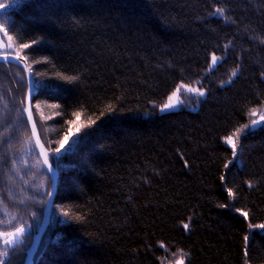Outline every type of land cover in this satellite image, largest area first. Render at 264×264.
Listing matches in <instances>:
<instances>
[{"label":"trees","instance_id":"1","mask_svg":"<svg viewBox=\"0 0 264 264\" xmlns=\"http://www.w3.org/2000/svg\"><path fill=\"white\" fill-rule=\"evenodd\" d=\"M10 1L0 30L29 65L58 170L34 264H161L162 246L183 264H264V229H253L264 223V121L237 139L236 159L223 141L264 104V0L0 4ZM180 82L205 95L158 112ZM25 88L18 67L0 63L1 218L33 226L49 180L19 111ZM75 120L82 131L57 156ZM29 239L4 264H21Z\"/></svg>","mask_w":264,"mask_h":264},{"label":"rangeland","instance_id":"2","mask_svg":"<svg viewBox=\"0 0 264 264\" xmlns=\"http://www.w3.org/2000/svg\"><path fill=\"white\" fill-rule=\"evenodd\" d=\"M11 3H13V1L7 2V3L2 4V5L7 6V5L11 4ZM1 53H14V54H18L16 48L13 47V45L10 42V40L4 35V32L2 30H0V54ZM213 56L217 57L218 60L220 59L219 56L214 55V54H211L210 55V59H209V63H208V69H211L212 67L215 66V65L213 66ZM25 85H26V88L25 89H27L26 82H25ZM185 86H187V87H185ZM189 89H197V90H201V91H204L205 92V89L204 88H201L199 86V83L198 82H193L191 84H178L171 91V93L165 98V101H163V103L157 108L158 112H166V111H170V110H175V109H178V108H180L182 106H184V107H186L188 109H194L195 106H196V104H197V102L202 97L199 96L196 92L189 91ZM174 92L176 93V96L173 97V93ZM32 93H33V90H32ZM32 93H31V97H32ZM25 94H26V90L24 92L23 100L25 99ZM169 97H172L173 100L178 101L177 106L174 107V108H172V109H169V110L161 111L160 110L161 109V106L163 104L169 102ZM24 107H25V101H22L19 104V111H20L21 116L24 119V122L26 124V128L29 129L28 128V125L26 123V120H25L24 113H23V108ZM30 107H31V113H32V116H33L34 124L36 125L35 119H34V113L32 111V106H30ZM253 113H255V114H253ZM261 116H264V104H261L260 106L254 108L248 114V116H247L248 122L246 123V125H249V128L248 129L254 128V127L258 126L259 124H261L263 122V121L260 120V117ZM254 120L255 121H259V123L256 124V125H252V121H254ZM74 122H79L77 124L80 125V126H77L76 128L72 129L71 131L69 130L68 134L62 139L61 142L64 143V147H63V149H61V143H60L58 149H61V151L60 152H57L56 151V155L57 156L61 152L65 151L66 149H70L72 147L73 143L78 138L79 133L82 131L81 121H78V120L76 121L75 120ZM244 126L241 127L239 129V131L237 130V133L228 135L227 137H224L223 138V141L229 147L232 148V146L227 143V138L228 137H232V139L237 143V139L245 131L244 130ZM78 128L80 129L79 133H77V129ZM28 136L30 137L29 130H28ZM30 143L32 144V148H33L34 152L36 153V150L34 148V145H33V142H32L31 139H30ZM48 151L49 152H48L47 155L51 156L52 155L51 151L50 150H48ZM36 155H37V153H36ZM51 157H52V161L51 162L54 163V164H56L53 156H51ZM37 159L39 160L38 155H37ZM2 211H3V206L0 203V225L2 226L6 222L4 225H6V226L9 227V229H7V230L6 229H3L4 227H0V264H3V261L6 260L7 257L11 253H13V250L14 249L16 250L17 245L24 243L25 242V239L27 238V236H30L29 242L23 248V254H22L23 255L22 256V261H23V258L25 256L24 250L27 248V246L29 245V243L31 241V233H30V231H31L32 227L30 226V224L28 222L20 223L21 220H18L16 224H12L13 223V215L6 213V216L4 217V215H3L2 218H1V212ZM39 220H40L39 217H37L35 219V223H34L35 226L38 225ZM260 225H264V223L263 224H260ZM33 227H34V225H33ZM17 228H23L24 231L22 233H20V234H15V229H17ZM257 228L262 229V228L259 227V225H257ZM44 232H43V234H44ZM3 233H13L14 235L11 236V237H8V236L2 235ZM43 234H42V236H43ZM6 239L12 240L13 243L11 245H6L5 244V240ZM161 248L163 249V255L160 258L161 264H177L178 261H182V264L184 263V254L181 251L175 250V249H170V247H166V246H162ZM36 253H37V251H36ZM21 264H22V262H21Z\"/></svg>","mask_w":264,"mask_h":264},{"label":"water","instance_id":"3","mask_svg":"<svg viewBox=\"0 0 264 264\" xmlns=\"http://www.w3.org/2000/svg\"><path fill=\"white\" fill-rule=\"evenodd\" d=\"M0 62H12L18 65L22 69L26 77L27 89H26V94H25V107L23 108V113H24L26 123L29 128L31 140L33 142L36 153L39 157L40 162L43 164L45 170L47 171L50 177V187H49V192H48V195L45 201L46 202L45 208L43 209V217L41 218V222L37 230L32 234L29 245L24 250L25 256L23 258L22 264H33L34 255L38 249L42 234L45 231L49 223L48 215H49V210L51 209V205L53 202V197H54V193L56 189L58 170L51 163L48 162L47 154L49 151L46 150L44 144L40 140L38 130L36 128V125L34 124L33 116L31 113V107L29 103L31 93L33 90V86H32V80L30 76L31 74H30L29 69L26 66L24 58L14 53H1ZM46 160H47V163L45 162Z\"/></svg>","mask_w":264,"mask_h":264},{"label":"snow or ice","instance_id":"4","mask_svg":"<svg viewBox=\"0 0 264 264\" xmlns=\"http://www.w3.org/2000/svg\"><path fill=\"white\" fill-rule=\"evenodd\" d=\"M3 8H5V5H2V4H0V9H3ZM224 9L223 8H216L215 9V12L214 13H212L213 15H217V14H219V15H223L224 14ZM225 18H227V17H225ZM3 26L2 25H0V28H2ZM6 34V33H5ZM9 39H11V37H9ZM32 43L33 44H35L36 43V41L35 40H33L32 41ZM29 44H27V43H25V44H21V48H24V49H27V48H29ZM218 62V58L217 57H215V56H213V66L216 64ZM233 76L234 75H236V72H235V70H233ZM64 79L65 80H68L69 82H71V81H74V80H76L77 79V77H64ZM185 87H187V86H185ZM189 91H192V92H196L199 96H201V97H203L204 95H205V92L204 91H201V90H197V89H189ZM174 96H176V93L174 92L173 93V97ZM177 103H178V101H176V100H173L172 99V97H169V102L168 103H165V104H163L162 106H161V111H165V110H169V109H172V108H174V107H176L177 106ZM182 103V102H181ZM107 111L109 112V113H111V112H113L114 111V109L112 108V107H109L108 109H107ZM253 114H255V113H253ZM76 115H79L78 113H76ZM101 116H104L105 115V113L104 112H101V114H100ZM100 117H97V119H99ZM260 120L261 121H264V116H261L260 117ZM91 123H94L93 121H90V124ZM259 123V121H252V125H256V124H258ZM249 128V125H245L244 126V130L246 131L247 129ZM79 131H80V129L78 128L77 129V133H79ZM239 131V130H238ZM227 143L228 144H230L231 146H232V155H233V158H235L236 157V155H237V145H236V142L232 139V137H228L227 138ZM63 147H64V143L63 142H61V149H63ZM61 149H57L56 151L57 152H60L61 151ZM46 163H47V160L45 161ZM185 166L187 167L188 166V162L187 161H185ZM221 179H224V177H221ZM230 192H231V190H229ZM67 214V213H66ZM245 215H247V214H245ZM183 227H184V229L185 230H187L188 228H189V224H187V223H185L184 225H183ZM259 227L260 228H262V229H264V225H259ZM24 231V229L23 228H17V229H15V234H20V233H22ZM2 235H4V236H8V237H11V236H13L14 234L13 233H3ZM245 239L247 240L248 239V237H245ZM13 243V241L12 240H10V239H6L5 240V244L6 245H11ZM245 255L247 256V252H245ZM177 264H182V261H178L177 262Z\"/></svg>","mask_w":264,"mask_h":264},{"label":"bare ground","instance_id":"5","mask_svg":"<svg viewBox=\"0 0 264 264\" xmlns=\"http://www.w3.org/2000/svg\"><path fill=\"white\" fill-rule=\"evenodd\" d=\"M17 55H19V54H17ZM215 55V54H214ZM19 56H21V55H19ZM22 57V56H21ZM210 59V58H209ZM25 60V59H24ZM0 63H6V64H11V65H15V66H17L21 71H22V69L18 66V65H16V64H14V63H12V62H0ZM25 63H26V66H27V68L29 69V71H30V68H29V65L27 64V62L25 61ZM30 74H31V71H30ZM31 76V80H32V86H33V89H34V83H33V79H32V75H30ZM24 82H26V77L24 76ZM199 83V82H198ZM178 84H188V83H182V82H180V83H178ZM5 89H8L6 86L4 87ZM26 90V89H25ZM32 97H30V100H29V103H30V106H31V104H32V99H31ZM22 101H25V99L23 100L22 99ZM163 101H165V99L163 100ZM163 101H162V103H163ZM199 102V101H198ZM197 102V103H198ZM162 103H160V104H157L156 105V108H158ZM196 106H197V104H196ZM195 106V107H196ZM38 112H39V110H37L35 113L36 114H38ZM41 115H42V112H41ZM45 116V115H44ZM26 120V119H25ZM29 130V129H28ZM30 133V132H29ZM39 134V133H38ZM30 138H31V136H30ZM39 138H40V136H39ZM41 140V139H40ZM76 141H77V139H76ZM75 141V142H76ZM74 142V143H75ZM47 150V149H46ZM47 159H48V162L49 163H51L54 167H56V164H54V163H52L51 162V159H50V156L49 155H47ZM235 159H236V157H235ZM40 161V160H39ZM40 165H41V167H42V169L44 170V172H45V174H46V176H47V178H48V180H49V185H48V190H47V192L45 193V190L44 189H41L40 190V194H44L45 193V196H44V199H43V206H42V209H41V211H40V220H39V223H38V225L37 226H35L34 225V227L33 226H31L32 227V229H31V231H30V233H31V237H32V234L37 230V228H38V226H39V224H40V222H41V218L43 217V209L45 208V201H46V198H47V195H48V192H49V187H50V177H49V175H48V173H47V171L45 170V168H44V166H43V164L40 162ZM56 169H57V167H56ZM56 185H57V183H56ZM55 191H56V189H55ZM54 195H55V193H54ZM53 200H54V197H53ZM52 205H53V202H52ZM52 205H51V209L49 210V215H48V217H49V222H50V220H51V214H52ZM49 224V223H48ZM48 226V225H47ZM47 228V227H46ZM253 229H256V230H258V231H260V229L259 228H257V225L253 228ZM46 230V229H45ZM251 230V229H250ZM5 261L6 260H4L3 261V264L5 263ZM35 261H36V259L34 258V260H33V264L35 263Z\"/></svg>","mask_w":264,"mask_h":264}]
</instances>
